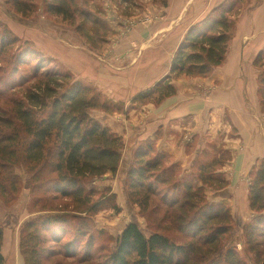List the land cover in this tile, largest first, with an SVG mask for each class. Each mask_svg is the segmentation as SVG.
Listing matches in <instances>:
<instances>
[{
    "label": "trees",
    "instance_id": "trees-1",
    "mask_svg": "<svg viewBox=\"0 0 264 264\" xmlns=\"http://www.w3.org/2000/svg\"><path fill=\"white\" fill-rule=\"evenodd\" d=\"M161 3L164 5L166 0ZM242 3L243 0H223L190 27L172 56L168 74L135 94L128 108L147 102L158 104L175 94L171 78L207 76L220 65L233 38ZM48 7L52 13L67 15L65 0H52ZM13 40L16 41L14 37ZM5 42L1 39L0 46ZM263 52L264 49L260 50L254 59L256 67L264 66L259 61ZM8 89L20 90L21 96L15 97L12 108L5 109V116L0 117V170L6 169L4 174L8 177L15 165L24 162L34 189L45 186V191L51 189L62 197H71L78 206L87 205L95 191L85 193V180L116 175L123 150L121 136L95 120L90 110L121 112L125 103L103 98L95 87L75 80L69 71L44 69L42 65L35 66ZM258 97L264 107L263 73L258 76ZM4 129L12 131L6 134ZM223 150L214 151L210 159L204 157L207 151L200 153L193 164V173L190 171L191 179H183L188 176L176 178L179 163L172 161L166 165L169 155L157 152L153 141L140 142L133 150L124 184L135 208L145 212L154 206L153 209L161 213V221H168L187 235L185 241L176 242L158 231L145 235L138 223L131 221L117 237L113 249L101 260L88 253L91 237L80 256H76V251L70 253L66 244L64 250H50V253L63 251L64 255L72 256L73 264H244L235 247L224 245L226 236L231 233L230 206L223 201L207 200L204 191L205 186L220 191L229 184L222 168L232 156ZM1 174L0 171V177ZM249 174L247 196L252 215L244 223L242 235L245 250L264 264V158L256 160ZM169 184L176 194L168 196L157 188ZM12 188L16 189L13 183ZM106 202L118 209L112 193L102 196L100 201L97 199L87 210L108 204ZM67 221L59 216L28 220L19 241L24 264H43L49 256L47 225L51 228ZM1 240L0 227V264H4Z\"/></svg>",
    "mask_w": 264,
    "mask_h": 264
},
{
    "label": "rangeland",
    "instance_id": "rangeland-1",
    "mask_svg": "<svg viewBox=\"0 0 264 264\" xmlns=\"http://www.w3.org/2000/svg\"><path fill=\"white\" fill-rule=\"evenodd\" d=\"M65 1L68 4L67 15L50 12L48 4L52 0H0V41L6 40L5 44L0 46V117L5 116V109L12 108L13 99L21 96V93H18L20 90L9 91L8 88L14 81L32 71L35 66L42 65L44 69H63L69 71L75 80L88 83V79L82 78L83 73L89 70L90 74H94V66L106 60L108 53L119 43L121 44L122 39L129 35L134 27L156 20L157 9L165 8L169 3V0H166L164 5L161 3L162 0ZM260 1L243 0L239 5L240 14L254 9ZM259 61L264 64V52ZM257 68L259 75L264 74V66ZM258 103L259 114L264 117V107L260 104V100ZM117 113L119 112L108 113L102 109L90 110L91 116L102 125L103 120ZM4 130L6 134L12 131ZM121 138L123 150L117 174L85 180L84 188L87 190L85 193L92 189L95 191L87 205L78 206L71 197H62L51 189L45 191V186L34 189L35 186L24 162L15 165L8 177L4 174L6 169L0 170L2 172L0 177L2 180L0 182L1 253L4 264H24L19 248L23 227L28 220L47 216H59L68 221L55 224L51 228L47 225L48 230L45 231V235L48 237L49 256L45 257L43 264H73L72 256L64 255L63 251L51 254L50 250H64L66 244L65 247L70 253L76 251V256H80L86 250L89 237L92 245L88 247V253L94 254L97 260H101L113 249L117 237L131 221L137 222L145 235L158 231L170 236L176 242L187 239L185 233L177 230L168 221H161L159 219L161 213L153 209L154 206H150L145 212H139L135 208L124 180L132 162L133 150L138 144L130 147L122 136ZM213 145V148L200 151V153L207 151L205 159L212 158L217 151L224 152L221 145ZM167 159L165 164L170 165L173 158L168 156ZM192 167L193 165L186 167L179 163L175 171L176 178L192 175ZM224 174L227 175L226 171ZM249 176L248 173V179ZM12 183L16 187L15 190L12 188ZM157 188L162 194L167 192L168 196L176 194L170 184L158 185ZM204 191L207 200L228 203L227 200L219 199V191L207 186L204 187ZM112 193L115 194L114 203L118 209L111 208L110 202H106L108 204L98 206L91 211L87 210L97 202V199L100 201L102 196L106 197ZM244 218V215H233L231 211V233L226 236L224 245L235 247L244 264H260L253 253L245 250L242 235V228L246 222Z\"/></svg>",
    "mask_w": 264,
    "mask_h": 264
},
{
    "label": "crops",
    "instance_id": "crops-1",
    "mask_svg": "<svg viewBox=\"0 0 264 264\" xmlns=\"http://www.w3.org/2000/svg\"><path fill=\"white\" fill-rule=\"evenodd\" d=\"M222 1L169 0L167 7L157 9L156 20L134 27L105 62L95 63L94 74L88 70L82 78L103 98L125 103L123 112L103 125L130 147L151 140L157 152L186 167L212 144L229 151L231 160L222 168L229 184L218 197L247 221L252 215L248 173L264 158V117L259 114V71L254 65L264 46V0L240 14L225 60L210 74L173 78L175 94L158 104L128 108L135 94L166 76L188 28Z\"/></svg>",
    "mask_w": 264,
    "mask_h": 264
}]
</instances>
